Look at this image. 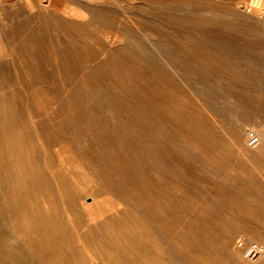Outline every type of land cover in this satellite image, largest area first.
<instances>
[{
	"label": "rangeland",
	"instance_id": "374dc122",
	"mask_svg": "<svg viewBox=\"0 0 264 264\" xmlns=\"http://www.w3.org/2000/svg\"><path fill=\"white\" fill-rule=\"evenodd\" d=\"M61 263L264 264V0H0V264Z\"/></svg>",
	"mask_w": 264,
	"mask_h": 264
},
{
	"label": "built area",
	"instance_id": "2783aa9c",
	"mask_svg": "<svg viewBox=\"0 0 264 264\" xmlns=\"http://www.w3.org/2000/svg\"><path fill=\"white\" fill-rule=\"evenodd\" d=\"M251 2L250 4L247 6V11H249L251 9ZM248 146L250 147H254L255 145L258 144V137L256 136H250L247 142ZM263 249L261 246L255 244V243H251L250 245H248V247L246 248L245 252H244V256L246 258H256L258 257L261 253H262Z\"/></svg>",
	"mask_w": 264,
	"mask_h": 264
},
{
	"label": "bare ground",
	"instance_id": "6f19581e",
	"mask_svg": "<svg viewBox=\"0 0 264 264\" xmlns=\"http://www.w3.org/2000/svg\"><path fill=\"white\" fill-rule=\"evenodd\" d=\"M247 145H248V144H247ZM15 158H16V157H15ZM13 167H14V166H13ZM28 168H29V167H28ZM25 169H26V168H25ZM28 170H29V169H28ZM17 171H18V169H17ZM7 173H8V172H7ZM20 173H22V172H20ZM18 174H19V172H18ZM23 175H25V174H23ZM15 176H16V175H15ZM25 176H27V174H26ZM21 177H22V176H21ZM23 177H24V176H23ZM16 178H17V177H16ZM30 178H31V177H30ZM14 180H15V179H14ZM16 180H17V179H16ZM24 180H25V177H24ZM31 180H32V179H31ZM17 181H18V180H17ZM21 181H22V179H21ZM28 181H29V180H28ZM28 183H29V182H28ZM16 184H17V183H16ZM19 185H20V184H19ZM23 185H25V184H23ZM20 186H22V185H20ZM28 186H29V185H28ZM14 187H15V186H14ZM25 187H27V186H25ZM19 188H21V187H19ZM26 190H27V189H26ZM12 191H14V190H12ZM15 191H16V190H15ZM15 191H14V192H15ZM28 191H30V190H28ZM14 192H13V193H14ZM15 194H16V193H15ZM33 195H35V194H33ZM27 196H28V195H27ZM36 197H37V196H36ZM36 197H35V198H36ZM34 200H35V199H34ZM169 201H170V200H169ZM35 203H36V202H35ZM39 204H40V203H39ZM41 206H42V205H41ZM33 207H34V206H33ZM35 209H37V208H35ZM27 210H28V209H27ZM38 210H39V208H38ZM48 210H49V209H48ZM36 212H39V211L36 210ZM33 213H34V211H33ZM46 213H47V212H46ZM47 214H48V213H47ZM49 214H50V213H49ZM35 217H36V215H35ZM35 217H34V218H35ZM34 218H33V219H34ZM34 220H36V219H34ZM36 221H37V220H36ZM38 222H40V221L38 220ZM38 222H37V223H38ZM41 224H42V223H41ZM54 224H55V223H54ZM37 226H38V224H37ZM55 227H56V226H55ZM36 228H37V227H36ZM42 228H43V227H42ZM34 230H35V228H34ZM36 230H39V229L37 228ZM43 230H45V229H43ZM127 230H128V229H127ZM44 232H45V231H44ZM135 232H136V231H135ZM60 233H61V232H60ZM38 234H39V233H38ZM57 234H59V233H57ZM60 235H62V234H60ZM45 236H46V235H45ZM70 236H71V234H69V237H70ZM56 237H57V236H56ZM62 237H63V236H62ZM62 237H61V238H62ZM71 238H72V237H71ZM38 239H40V238H38ZM37 241H38V240H37ZM55 241L58 242L57 239H56ZM66 241H67V240H66ZM68 241H69V240H68ZM68 241H67V243H68ZM72 241H73V240H72ZM39 242H40V241H39ZM75 243H76V242H75ZM45 244H46V243H45ZM48 244H49V243H48ZM73 244H74V243H73ZM50 245H51V244H50ZM50 245H49V246H50ZM61 247H62V246H61ZM64 247H65V246H64ZM71 247H72V246H71ZM71 247H70V248H71ZM73 247H74V246H73ZM76 247H77V246H76ZM92 247H93V246H92ZM38 248H39V247H38ZM51 248H52V247H51ZM43 249H45V248L43 247ZM47 249H48V248H47ZM75 249H77V251L79 252L78 248H75ZM83 249H84V248H83ZM53 250H54V249H53ZM140 250H141V249H140ZM44 251H45L44 253H46V250H44ZM54 251H55V250H54ZM74 251H75V250H74ZM48 252H49V251H47V253H48ZM50 253H52V252H50ZM53 254H54V253H53ZM64 254H65V253H64ZM75 254H76V252H75ZM77 254H78V253H77ZM77 254H76V255H77ZM44 255H46V254H44ZM60 255H61V254H60ZM60 255H58V256H60ZM158 255H159V254H158ZM46 256H49V255H46ZM55 256H56V253L54 254V257H55ZM90 257H91V256H90ZM51 258H52V257H51ZM56 258H57V256H56ZM60 259H61V258H60ZM57 261H59V260H57ZM63 261H64V260H63ZM85 263H86V262H85ZM61 264H62V263H61Z\"/></svg>",
	"mask_w": 264,
	"mask_h": 264
}]
</instances>
